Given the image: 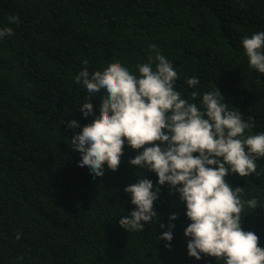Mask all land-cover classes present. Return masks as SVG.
I'll list each match as a JSON object with an SVG mask.
<instances>
[{
	"label": "trees",
	"instance_id": "trees-1",
	"mask_svg": "<svg viewBox=\"0 0 264 264\" xmlns=\"http://www.w3.org/2000/svg\"><path fill=\"white\" fill-rule=\"evenodd\" d=\"M6 27L14 34L0 39V264H226L189 256L186 203L167 184L152 222L121 227L136 207L125 187L143 176L157 186L158 176L129 163L138 150L127 142L117 171L105 164L94 177L79 166L72 136L100 115L105 92L92 95L95 115L85 117L89 93L76 77L115 62L139 76L155 45L178 73L181 98L203 110V94L218 87L230 110L252 118L245 136L264 133V73L250 67L242 43L264 32V0H0ZM192 77L195 87L186 82ZM73 119L80 127H67ZM256 165L225 180L241 188V226L264 248V157ZM170 222L173 240H159Z\"/></svg>",
	"mask_w": 264,
	"mask_h": 264
},
{
	"label": "clouds",
	"instance_id": "clouds-1",
	"mask_svg": "<svg viewBox=\"0 0 264 264\" xmlns=\"http://www.w3.org/2000/svg\"><path fill=\"white\" fill-rule=\"evenodd\" d=\"M9 22L20 20L9 17ZM13 34L11 27L0 28V39ZM242 43L250 67L264 73V32L245 37ZM151 51L155 55H149V62L137 65L139 76L115 62L92 74L85 67L76 77V83L89 93V102L80 108L85 117L95 115L92 95L105 92L100 115L72 136L74 151L81 154L79 166H87L94 177L105 174V164L115 172L127 142L138 150L129 163L156 173L158 185L143 176L125 187L136 206L119 220L125 231L143 230L145 223L153 221L160 186L167 184L186 203L191 220L185 229V236L190 237L189 256L224 258L226 264H264L259 237L241 226V188L233 189L225 180L230 173L247 177L256 172L257 159L264 157V133L245 136L254 127L252 118L246 122L238 109L230 110L218 87L203 94V110L181 98L175 90L179 76L173 64L155 45ZM186 82L192 87L200 83L196 77ZM199 96V91L192 93L193 100ZM67 127L80 125L73 119ZM246 203L252 209L259 205L256 199ZM177 218L172 214L170 221ZM167 228L159 240L171 242L175 225L170 222Z\"/></svg>",
	"mask_w": 264,
	"mask_h": 264
}]
</instances>
